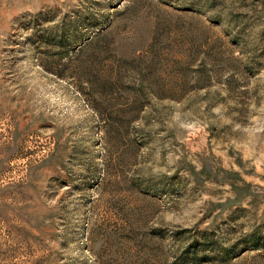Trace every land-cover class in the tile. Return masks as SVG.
<instances>
[{"label":"rangeland","instance_id":"1","mask_svg":"<svg viewBox=\"0 0 264 264\" xmlns=\"http://www.w3.org/2000/svg\"><path fill=\"white\" fill-rule=\"evenodd\" d=\"M0 264H264V0H0Z\"/></svg>","mask_w":264,"mask_h":264}]
</instances>
